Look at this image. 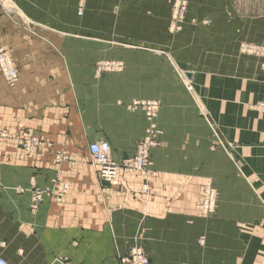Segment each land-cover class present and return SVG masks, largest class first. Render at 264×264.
<instances>
[{
	"label": "crops",
	"instance_id": "0c3cea01",
	"mask_svg": "<svg viewBox=\"0 0 264 264\" xmlns=\"http://www.w3.org/2000/svg\"><path fill=\"white\" fill-rule=\"evenodd\" d=\"M168 1L86 0L81 16L77 0H11L14 10L0 3V47L19 72L14 85L0 74V130L16 134L21 123L45 136L26 156L18 139L0 137V256L8 264H59L58 256L120 264L134 238L150 264H264V113L252 107L264 97V56L239 51L242 42L264 43V7L188 0L171 35ZM99 59L125 68L98 76ZM136 98L161 102L148 197L139 173L120 172L118 185L99 181L87 149L105 139L115 160L133 154L146 126L127 107ZM208 180L217 208L203 218ZM60 183L69 185L63 202ZM45 188L32 210V193Z\"/></svg>",
	"mask_w": 264,
	"mask_h": 264
},
{
	"label": "rangeland",
	"instance_id": "374dc122",
	"mask_svg": "<svg viewBox=\"0 0 264 264\" xmlns=\"http://www.w3.org/2000/svg\"><path fill=\"white\" fill-rule=\"evenodd\" d=\"M186 1V9H185V12L183 14V17L182 19L177 22V25H173V18H172V15H173V10H174V5H175V0H169V5H170V10H169V22H168V32L171 34V35H175L177 34L178 32L181 31L182 29V23L184 22V19L186 17V13H187V7H188V0H185ZM11 0H0V3L1 4H5L8 6V9H15L16 6L15 4H13L11 2ZM250 4L253 6V5H262L264 7V0H250ZM12 6V7H11ZM85 6H86V0H77L76 2V14L78 16H81L83 14V11L85 9ZM81 7V13L78 14V11H79V8ZM8 12V11H7ZM28 20V19H27ZM203 24H209L210 23V20L209 19H204L202 21ZM192 24H196V20L193 19L192 20ZM242 43H249V42H242ZM241 43V44H242ZM240 44V45H241ZM240 45H239V51H240ZM0 50L4 51L12 65L15 67V69L17 70V78L16 80H8L2 73L1 71V68H0V74L3 78V80L5 81L6 84L8 85H14L17 83L18 79H19V72H18V69L17 67L15 66L11 56L9 55L8 51L3 48V47H0ZM154 52H157V53H160V54H163L164 51L162 50H155ZM240 53H242L240 51ZM245 54V53H244ZM258 56V55H256ZM171 63L173 65V69H174V72L180 76L181 78V81L184 82V85L186 87V89L191 93L192 90H193V87L192 85H190L189 83H187L183 77V74L181 73V71L179 70V67L176 66V64L173 62V59L170 58ZM125 68V62H123V60L121 59H99L96 61L95 63V73L96 75H100L102 72H107V73H114V74H118L120 72H122ZM262 101L259 100L257 103H255L254 105H252L253 109L254 110H257V111H261L263 112L262 110H260L258 108V103ZM128 109H130V111H138V112H141L146 120V126L144 128V131H143V135L136 141L135 143V147H134V152L132 155L126 157V158H129V157H132L136 151H137V148L138 146L141 144V143H145V149L147 151V155H148V165L147 167L145 168L144 172H141V171H131V172H126L124 170H121L120 172H125V173H139L143 176V183L141 185V193L145 196V197H148L149 196V191H150V179L151 178H154L156 175H157V171L152 169L151 166L153 165V157L151 155V151L153 148H156V147H159L161 145V138H162V135H163V131L162 129L159 127L158 125V115H159V111H160V107H161V102L160 100L158 99H155V98H136V99H133L128 105H127ZM149 113V114H148ZM264 113V112H263ZM201 115L205 118V120L207 121V123L209 124L210 128H211V131H212V134L213 136L215 137V139L218 141L219 145L224 149L226 150V148L221 144V142L219 141L218 139V136H217V133L213 130V128L211 127V124H210V119L208 118V115H206L205 113L201 112ZM18 128V132L16 134L14 133H11L10 131H8L7 129H2L0 130V137L2 138H16L19 140V143H20V155L21 156H26V155H23L24 154V151H23V148H22V143H23V139H24V136L22 135V133H27L28 135H30V138H33L35 137L36 140H37V145L35 146V148L30 152L28 153L27 155L29 154H33V153H36V151H38V149L40 148V146L45 142V136L40 133V132H34V131H29L28 129L25 128V126L23 124H18L17 126ZM23 138V139H22ZM101 140V139H99ZM105 140V139H104ZM97 141V140H95ZM107 141V140H106ZM94 142V141H92ZM108 142V141H107ZM91 143V142H90ZM89 143V144H90ZM88 144V145H89ZM110 145V144H109ZM111 148V146H110ZM87 149H88V146H87ZM89 152V151H88ZM90 155V154H89ZM111 158L113 159V161H116V162H120L121 160L123 159H126V158H122L120 160H115L112 156V152H111ZM91 158V156H90ZM234 163V165L236 166L237 170L240 168L239 167V164H237L235 161H232ZM91 163L94 167V170H95V173H96V176H97V179L99 181H101L99 178H98V175H97V172H96V169H95V165L93 163V159L91 158ZM239 171V170H238ZM119 172V174H120ZM119 177V175H118ZM102 182H105V181H102ZM108 183V182H106ZM110 184V183H108ZM118 184H119V178H118ZM117 184V185H118ZM112 185V184H110ZM68 186L67 184H64V183H60L59 184V193L56 195L57 196V199L56 201L58 202H63V199H64V196L66 194V191L68 189ZM201 191H202V198H201V202H200V208H199V215L203 218H208L210 217L212 214H214V212L216 211V208H217V197H218V193H217V190L215 189V187L212 185V182L210 180L206 181L201 187H200ZM49 189H43L42 191H34L32 193V210H35L37 205L42 201L43 197L45 194H47ZM207 191L211 192L212 195H213V202H212V210L208 213V208L207 210L205 209V207L203 206V202L205 200V197L207 195ZM37 194H40V197L37 198ZM207 213V214H205ZM198 243L199 244H202V239H199L198 240ZM134 246H137L139 247L143 253L145 254V256L147 257L143 247L137 242L136 238L133 239V244L132 246L129 248L128 252L130 251V249ZM128 252L126 254H128ZM124 254V255H126ZM124 255H121L119 257V261H120V258ZM59 257V256H58ZM63 257H66V256H63ZM3 258V257H2ZM68 258V257H67ZM148 258V257H147ZM69 259V258H68ZM56 260V258H55ZM54 260V261H55ZM6 261V260H5ZM71 261V260H70ZM7 262V261H6ZM72 262V261H71ZM148 262H149V259H148ZM8 263V262H7ZM73 264V262H72ZM120 264H121V261H120ZM150 264V262H149Z\"/></svg>",
	"mask_w": 264,
	"mask_h": 264
},
{
	"label": "bare ground",
	"instance_id": "6f19581e",
	"mask_svg": "<svg viewBox=\"0 0 264 264\" xmlns=\"http://www.w3.org/2000/svg\"><path fill=\"white\" fill-rule=\"evenodd\" d=\"M185 9H186V1L185 0H175V5H174V10H173V15H172L173 25H177V22H179L182 19L183 14L185 12ZM80 13H81V7L79 8V11H78V14H80ZM263 46H264V43H262V44H259V43H242L240 45V51L242 53H245L248 55H262V56H264V50L260 49ZM254 47H260V48H254ZM3 61H7V63H9L11 65V67H6L3 64ZM12 66L13 65H12L8 55L4 51L0 50V68H1L3 75L8 80H16V78H17V71H16V77L15 78H10V76H9L11 69L15 70L14 69L15 67L13 66L14 67L13 68ZM258 108L264 112V97L262 98V101H260L258 103ZM102 140H104V139L97 140L94 142H97V143H101V142L105 143L106 142L107 143V147H106L105 151H106L108 158H109V161H110V163H107V164H108L109 168L113 171V173H112L113 177L111 180H109L108 183L111 182L110 184L117 185L118 184V175H119V172L121 170H124L126 172H131V171H135V170L144 172L145 168L148 165V155H147V151L145 149V143H141L138 146L137 151L135 153V160L134 161H130L128 164L122 165L124 159L121 160L120 162L113 161V159L110 156L111 155V148H110L109 143L106 140H104L105 142ZM24 144H25L24 148L22 147L23 151H24L23 155H27L28 153H30L35 148V146L37 145V140L35 137L30 138V135H28L27 137L24 136ZM88 147H89V145H88ZM88 151H89L91 158L93 159V163L95 165V169H96L98 178L102 181V179L100 178V175H99V169L101 172L103 162H100V161L96 162L95 159L93 158L89 148H88ZM132 157H129V159H133ZM98 163L100 164V166ZM105 182H107V181H105ZM39 197H40V194H37V198H39ZM212 202H213V195L211 192L207 191V195H206L205 200L203 202V206L205 207L206 210L208 208V210H209L208 213L212 210ZM205 214H207V213H205ZM144 259L146 260V262L144 261ZM4 261H5V259H4ZM55 261L58 262L59 264H72L70 259H68L67 257H63V256H59ZM120 261H121V264H149L148 258L145 256L143 251L137 246L132 247L130 249V251L128 252V254H126L120 258ZM6 264H8V263L6 262Z\"/></svg>",
	"mask_w": 264,
	"mask_h": 264
},
{
	"label": "built area",
	"instance_id": "2783aa9c",
	"mask_svg": "<svg viewBox=\"0 0 264 264\" xmlns=\"http://www.w3.org/2000/svg\"><path fill=\"white\" fill-rule=\"evenodd\" d=\"M254 48H260V47H254ZM260 49H263L264 50V46L261 47ZM3 64L6 66V67H11V65L9 63H7V61H3ZM13 67V66H12ZM14 68V67H13ZM15 69V68H14ZM16 69L13 70L11 69V72L9 74L10 78H15L16 77ZM23 136H28L27 133H22ZM23 139V138H22ZM104 141V140H102ZM105 142V141H104ZM25 144H24V139H23V143H22V147L24 148ZM106 147H107V143H97V142H92L89 144V150L93 156V158L95 159V161H100V162H103L102 164V171L100 172V169H99V175H100V178L102 179V181H107L109 182V180L112 179V173L113 171L109 168L108 164L107 163H110L109 161V158H108V155L106 153ZM133 159H129V158H126L124 159L123 161V164H128L130 161H134L135 160V154L134 156L132 157ZM99 164V163H98ZM100 166V164H99ZM111 183V182H110ZM144 261L146 262V260L144 259ZM0 264H6V262L4 261L3 258L0 257Z\"/></svg>",
	"mask_w": 264,
	"mask_h": 264
}]
</instances>
